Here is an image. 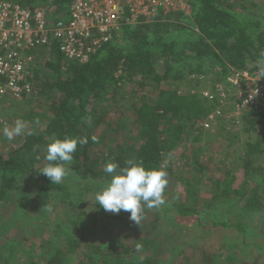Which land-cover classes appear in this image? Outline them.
<instances>
[{
  "label": "trees",
  "instance_id": "16d2710c",
  "mask_svg": "<svg viewBox=\"0 0 264 264\" xmlns=\"http://www.w3.org/2000/svg\"><path fill=\"white\" fill-rule=\"evenodd\" d=\"M1 1L18 2L22 5L45 3V0ZM72 1L56 0L55 4L65 14ZM260 3L262 0H194L190 15L179 11L167 13L161 9L159 18L155 21L142 22L135 27L125 25L121 43L107 44L85 64L77 60L68 63L56 44L51 49H34L35 55H47L45 63L36 70L35 77L43 85L42 93L47 94L48 102L44 115L27 112L24 134L11 141L3 134L0 136L1 147H5L8 142L14 145L6 153L0 150V206L10 207L13 200H19L18 212L21 209L22 220L27 221V212L32 208L33 201H26L29 187L26 183L36 182L38 189L41 182L43 185L36 194L33 206H37V219L41 227L44 223L52 224L49 228L51 234L47 239L39 241L31 238L26 245L21 242L25 246L21 249L24 259L19 264H160L155 257H142L138 247L123 246L118 249L116 246L119 244H106L105 248L99 247L91 252L92 249L85 245L87 240L81 238L82 232L77 233L78 227L82 225L81 219L75 222L76 231L74 226L67 229L64 227L68 222L65 216L78 208L72 200L75 194L82 197L86 195L88 186L94 188L97 181L111 180L113 174L102 170V163L114 161L120 167H125L128 160H136L143 161L146 168H156L168 159L165 169L168 173V185L165 192L171 190L178 180L183 181L176 173L177 162L170 159L173 152L187 139L184 135H188V138L189 135H194L197 122L206 121L220 104L221 97L216 93L219 83L226 87L232 86L228 81L230 74L239 71L254 73L258 72L260 66H264V12L260 11ZM57 16L59 15L56 13L51 14L53 20ZM195 65L198 75L206 76L213 82V99L191 91L179 94L176 84L171 88V82H187L190 69ZM64 75L69 76L64 78ZM135 79L139 80V89L142 90L148 88L150 81L155 82L156 98H150L149 102L144 101L139 108L134 109L138 129L137 132L131 129L135 133L134 140L128 145H114L111 149L117 148L118 151L114 149L113 152L105 147L106 139L103 142L98 140V130L108 132L113 128L116 135L123 128L127 130V127L122 121L115 127L113 123H106V110L99 112L96 106L109 99L117 103L116 93L126 85L135 83ZM192 83L200 85V81ZM50 94L58 97L52 100ZM232 98L230 105L233 103ZM2 102L7 105V117L15 120L20 118V111L15 113L6 99ZM233 107L236 111L235 104ZM44 110L40 109L42 112ZM241 115L245 132H254L257 136L254 142L246 143V159L242 160V184L234 187L236 178L231 170L223 179L210 180L215 192L209 199L210 202L203 204L204 209H189L181 202L179 213L180 216L196 213L204 216L208 209L226 206L232 213L231 217L226 214L213 215L212 212L207 217L215 228L220 231L237 229L247 234L245 230L248 222L258 217L256 228H260L264 235V166L253 160V156L264 153V112L243 111ZM89 118L91 125L87 122ZM37 120L38 124L35 123ZM90 126H93L91 131ZM222 131L224 133L223 126L220 132ZM53 137L88 138V143L78 145L72 161L65 164L66 168L70 166L75 171L76 175L66 181L71 182L72 179L77 192L61 183L52 184L49 178L40 173L49 163L45 159L46 148ZM195 141L198 143L201 139L196 138ZM96 146L105 147L110 155H94L92 150ZM198 150L201 151L199 146L196 152ZM199 168L200 172L205 169L203 165H199ZM186 184L189 185L187 180ZM51 201L50 206L47 203ZM233 202L237 205L235 209ZM15 206L17 205L12 208ZM49 213L65 216H62L63 220L46 221L50 218ZM3 216L1 213L0 259L6 252L8 257H4L5 261L0 260V264H14L11 260L18 240L14 235V238L7 235L8 233L3 236L4 230L10 227V217L5 215L7 220L3 224ZM94 253L99 254V257Z\"/></svg>",
  "mask_w": 264,
  "mask_h": 264
},
{
  "label": "rangeland",
  "instance_id": "374dc122",
  "mask_svg": "<svg viewBox=\"0 0 264 264\" xmlns=\"http://www.w3.org/2000/svg\"><path fill=\"white\" fill-rule=\"evenodd\" d=\"M19 4L22 5L21 3ZM260 11L264 12V0L260 3ZM143 18L155 21L159 18V14L152 18ZM139 23L140 20L131 26H138ZM122 40L123 37L116 42L121 43ZM43 55L39 54V58H46L47 55ZM61 55L68 63L70 62L62 53ZM190 72L187 82H171V88L173 89V84H176L178 86L176 90L179 94L191 91L192 93H200L202 96L209 95L210 92L214 91V88H211V85H213L211 79L209 78L208 80L206 76L198 75L196 65L190 69ZM239 73H242V71H239ZM68 76L64 75V78ZM229 79H234V73L230 74ZM193 81H200V85L192 83ZM138 82L139 80L135 79V83L128 84L118 91L116 93L117 103H113L109 99L108 102H100L96 106L99 112L106 110V123H113L115 127L119 121H122L127 127V130L123 128L116 135L112 131L113 128H110L111 130L109 129L108 132H104L103 129L98 130V140L103 142V139H106L105 147L107 148L111 149V147L117 144L128 145L129 142L134 140L135 133H132L131 129L135 132L138 131L135 124L137 120L134 109L139 108L144 101L149 102L150 98H156L155 82L150 81L148 88L144 90L139 89ZM188 82L190 86H188ZM220 84L222 83H219V86H222ZM228 89L230 95H232L234 89L231 87ZM235 92L237 93V91ZM50 96L52 100L58 97L55 94H50ZM47 100V94H44L42 98L33 101L29 100V102L25 101L24 103L18 102L19 104H14V100L11 98H7L6 102H9L10 108L15 113L20 111L19 119L26 121L27 112H32L35 115H44ZM222 101L221 99L218 107L206 121L197 122V125H195V130L197 131H195L194 135H189V138L188 135H184L187 139L173 152L170 160L177 162L176 166L178 168L176 173L179 177H182L183 181L178 180L174 186L172 185L171 190L165 192L166 203L164 205L158 208L145 207L140 224H137L130 219V212H124L123 210L119 214L108 212L96 202V193L110 182L104 180L97 181L94 188H91V186L87 187L86 195L81 197L79 194H75L73 196L72 200L78 205V208L66 216L62 215L68 218V222L64 224V227L66 229L69 226L76 227L75 222L81 219L82 225L78 227V231L76 227V231L77 233L82 232L83 236L81 238L87 240L85 245L92 249L91 252L96 251L99 247L105 248L106 244L109 246L119 244V246H116L118 249L123 246H128L129 248L136 247V249L138 247V252H140L142 257H155L160 264H264V235L261 233L260 228H256L257 223H259L258 217H254L251 222H248L246 226L248 228L245 230L247 234H244L237 229L220 231L219 228H215L209 223V218L207 217L211 216V212L213 215L217 213V216L226 214L228 217H231L232 213L226 206L221 209H208L204 216L199 215V213L180 216L179 213V203L181 202L189 209L193 208L196 211L204 209L202 207L203 204L207 201L210 202L209 199L215 192V188L210 184V180L223 179L231 170L236 178L234 187L237 188L242 184L244 169L242 160L246 159V143L254 142L257 136L254 132H245L244 122L241 118L242 112L235 111L233 107L234 103L230 105L231 100L229 98L224 102ZM40 109L44 110V112L40 111ZM7 115L6 118L10 123L9 127H13L16 120L15 118L7 117ZM222 126L224 127V133L223 131L220 132ZM89 129L90 131L93 130V126H90ZM2 134L0 133V136ZM196 138L201 139V141L197 143L195 141ZM198 146L201 148V151L198 150L196 152ZM13 148L14 145L11 142H8L5 147H1L0 144V150H3L5 153ZM104 148L96 146L92 152L94 151V155L102 157L110 155V152ZM114 149L116 152L118 151L117 148L111 150L114 152ZM184 153L187 156H182ZM253 160L258 165L264 166V153L255 157L253 156ZM107 163H102V170H105ZM111 163H114V161ZM115 164L119 165L118 163ZM199 165L205 167L204 171L200 172ZM67 168L69 172L61 184L77 192V187H73L72 179L71 182L66 181L71 176L76 175L75 171L70 166ZM186 180L189 182V185L186 184ZM26 184L29 185L26 201L34 202L37 197L36 194L43 183L39 182L38 189L36 187L38 183L36 182ZM182 184L186 185L183 186ZM85 185L89 184L85 183ZM33 202L32 208L27 212V221L22 220L21 209L18 212L19 200H13L10 207L0 206V214L4 215L2 223L7 220L6 216L10 217V227L4 230L3 236L8 233L7 235L12 238H14V235L18 240L17 249L15 250L13 260H11L14 264H19L24 259V253L21 249L25 247L23 246L24 244L29 243L31 238L41 241L42 239H47L51 234L49 228L52 223L50 225H45L44 223L42 227L39 225L37 206H33ZM15 204L17 206L12 208ZM47 204L51 206L52 201ZM233 205H235L233 206V209H235L234 207L237 206L236 202H233ZM59 214L51 215L49 213L50 218L46 219V221L63 220L61 214L57 216ZM16 227L18 228L15 234ZM26 236L27 238H25ZM21 242L23 245H21ZM79 250L82 251V249ZM7 254L8 252L0 260L4 259L5 261L4 257H8ZM94 254L96 257H99V254ZM76 257L78 258V256Z\"/></svg>",
  "mask_w": 264,
  "mask_h": 264
},
{
  "label": "built area",
  "instance_id": "2783aa9c",
  "mask_svg": "<svg viewBox=\"0 0 264 264\" xmlns=\"http://www.w3.org/2000/svg\"><path fill=\"white\" fill-rule=\"evenodd\" d=\"M193 2L73 0L68 14L53 20L50 7L55 0H45L46 5L42 6L0 0V133L10 125L3 99L11 98L18 103L44 96L43 86L35 77L44 58L33 55L34 49H51L56 44L66 59L85 64L104 46L119 41L125 25H133L143 17H155L161 9L167 13L179 11L190 15ZM233 80L229 79L232 86H217L216 93L222 102L234 97L232 101L239 112H264V78H259L257 72L245 71L234 74ZM230 87L234 89V95H230ZM204 96L214 98L211 92Z\"/></svg>",
  "mask_w": 264,
  "mask_h": 264
},
{
  "label": "clouds",
  "instance_id": "9594fccd",
  "mask_svg": "<svg viewBox=\"0 0 264 264\" xmlns=\"http://www.w3.org/2000/svg\"><path fill=\"white\" fill-rule=\"evenodd\" d=\"M44 4L46 5V3ZM257 75L259 78H264V66L258 68ZM87 122L91 125L90 118ZM35 123L38 124L39 121L37 120ZM26 128L27 123L22 119H17L13 127L5 126L2 131L4 137L11 141L24 134ZM87 143V137L64 139L53 137L52 142L46 148L45 159L49 163L40 173L49 178L52 184L62 183L69 172L65 164L72 161L78 145L83 146ZM168 163L169 160L165 159L156 168H146L143 161L136 160H128L125 167L111 162L107 163L105 172L113 175L110 182L96 193V202L108 212L115 214H119L122 210L130 212V219L140 224L145 207H160L166 203L165 191L168 185V173L165 169Z\"/></svg>",
  "mask_w": 264,
  "mask_h": 264
},
{
  "label": "crops",
  "instance_id": "0c3cea01",
  "mask_svg": "<svg viewBox=\"0 0 264 264\" xmlns=\"http://www.w3.org/2000/svg\"><path fill=\"white\" fill-rule=\"evenodd\" d=\"M56 3V2H55ZM59 10H58V8H57V5L56 4H54L52 7H50V15L51 14H57V15H67L68 14V12H69V9H68V12H66L65 14H63V13H61L60 11L58 12ZM163 15H165V14H163ZM161 16H162V14H161ZM152 20V19H151ZM151 20H148L147 18H141L140 19V23H142V22H144V23H149V22H152ZM139 23V24H140ZM45 57H44V63H45Z\"/></svg>",
  "mask_w": 264,
  "mask_h": 264
},
{
  "label": "bare ground",
  "instance_id": "6f19581e",
  "mask_svg": "<svg viewBox=\"0 0 264 264\" xmlns=\"http://www.w3.org/2000/svg\"><path fill=\"white\" fill-rule=\"evenodd\" d=\"M32 54L35 55V54L33 53V51H32Z\"/></svg>",
  "mask_w": 264,
  "mask_h": 264
}]
</instances>
